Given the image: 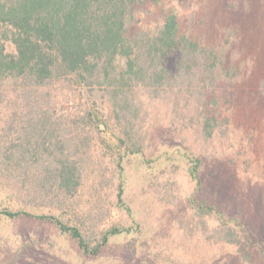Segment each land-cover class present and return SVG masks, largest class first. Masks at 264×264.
Masks as SVG:
<instances>
[{"label": "trees", "instance_id": "obj_1", "mask_svg": "<svg viewBox=\"0 0 264 264\" xmlns=\"http://www.w3.org/2000/svg\"><path fill=\"white\" fill-rule=\"evenodd\" d=\"M160 2L0 0V111L5 115L0 121V196L6 201L0 205V218L49 222L68 236L76 249L67 257L72 261L52 256L50 264H91L113 238L129 237L126 250L135 247L144 228L126 198L125 169L129 159L144 163L151 107L167 101L180 129L206 140L228 133L230 115L220 108V96L227 89L236 95L245 77L243 60L227 56L228 35L206 41L187 34L172 9L153 16ZM240 28L231 25L227 33L235 35ZM256 84L245 93L260 91L264 105V72ZM83 88L89 97L74 111ZM98 98L106 102L105 115ZM79 127L103 133L99 148L117 171L114 206L127 222L99 228L90 212L68 208L82 182L83 140L72 134ZM179 156L190 159L187 171L195 190L189 202L196 225L207 232L204 216H214L217 226L209 237L234 246L250 260L238 222L198 195L203 190L202 157L193 149L179 151ZM35 203H52L63 211H37ZM14 253L13 262L2 263L46 264L35 253L26 256L23 246Z\"/></svg>", "mask_w": 264, "mask_h": 264}, {"label": "rangeland", "instance_id": "obj_2", "mask_svg": "<svg viewBox=\"0 0 264 264\" xmlns=\"http://www.w3.org/2000/svg\"><path fill=\"white\" fill-rule=\"evenodd\" d=\"M169 9L177 14L180 30L187 34L206 41H222L228 35L227 56L243 60L245 77L239 81L236 95L227 89L220 96V108L230 115V127L226 137L206 140L199 133L181 130L167 101L151 107L152 115L146 121L144 163L129 159L125 169L126 198L143 224V234L128 250L129 237L111 239L104 254L93 258L91 264H264V105L260 91L252 96L245 93L264 72V0H161L152 13L154 16ZM153 19L148 17L152 23ZM238 24L239 33H227L231 25ZM6 48L11 51L12 45ZM88 97L83 88L80 102L76 101L72 109L80 110ZM98 101L100 114L105 115L106 102L102 98ZM3 112L1 122L5 119ZM72 134L83 140L79 149L83 164L81 186L68 208L90 212L99 228L127 222L129 218L114 206L117 171L114 161L104 157L99 148L103 133L96 127H79L78 134ZM189 149L203 159V190L198 195L218 206L228 220L238 222L250 260L242 258L234 246L209 237L217 226L214 216H204L207 232L196 225L197 217L189 202L195 190L187 171L190 159L179 156V151L181 155ZM5 203L0 196V205ZM35 204L37 211H63L52 203ZM20 246L25 248L26 256L35 253L37 261L46 264L53 261L52 256L67 263L69 253L76 251L69 237L52 223L0 218V264L9 259L13 262L14 249Z\"/></svg>", "mask_w": 264, "mask_h": 264}]
</instances>
